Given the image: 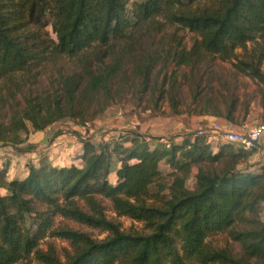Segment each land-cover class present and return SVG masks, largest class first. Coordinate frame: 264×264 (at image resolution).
Wrapping results in <instances>:
<instances>
[{"label":"trees","instance_id":"trees-1","mask_svg":"<svg viewBox=\"0 0 264 264\" xmlns=\"http://www.w3.org/2000/svg\"><path fill=\"white\" fill-rule=\"evenodd\" d=\"M131 2L0 0V81L108 48L133 28L158 25L178 26L196 36L193 51L180 52V66L217 56L264 86L260 64L241 61L237 54L251 42H264V0H143L130 9ZM102 82L94 77L93 89ZM56 110L54 117L49 108L46 117L33 111L0 124L1 146L26 142V121L34 132L55 126L64 118L60 104ZM151 138L134 131L108 142L88 136L71 161L45 158L38 166L30 164L24 179H7L8 171H0V264L32 257L41 264H264V166L240 168L255 151L194 135L181 141L169 137V145ZM191 178L193 189L187 186ZM102 199L117 217L142 223L150 233L123 232L108 219ZM57 218L109 236L94 240L56 226ZM220 233L240 243L246 261L206 242ZM46 238L69 242L73 252L63 261L53 247L40 250Z\"/></svg>","mask_w":264,"mask_h":264},{"label":"rangeland","instance_id":"rangeland-1","mask_svg":"<svg viewBox=\"0 0 264 264\" xmlns=\"http://www.w3.org/2000/svg\"><path fill=\"white\" fill-rule=\"evenodd\" d=\"M136 1L143 0H132L130 9ZM48 31L55 38L51 27ZM195 41L194 34L178 26H139L129 30L126 39L108 48H93L80 58H60L9 81H0V124L9 125L14 116L24 118L33 111L46 117L49 108L54 117L59 113L56 107L60 104L64 118L55 126L63 132L62 136L77 138L68 130H78L82 136L97 139L101 134L109 141H116L113 136L118 137L117 133L125 126L139 130L151 124L152 129L160 130L166 138H173L180 133L195 135L199 127L196 120L219 112L222 106L240 103L241 109L245 110L251 102L263 105L264 86L238 73L230 62L206 55L192 66H180V52L193 51ZM237 54L241 61L260 64L264 72L262 40L249 43L247 50L239 49ZM94 77L103 81L97 90L92 86ZM26 123L29 133H23L22 137L28 144L7 147L0 144V171H8L13 161L15 168L25 163L24 151L37 139L32 123ZM148 129L147 132H151V126ZM76 145L78 143L71 140L70 143L62 141L56 149L58 154L69 152L67 155L70 156ZM52 146L50 143L42 149L45 157H55ZM253 165V160L243 161L240 168ZM163 170L167 173L168 168L163 166ZM10 177L8 174L7 179ZM187 186L193 189L195 178H191ZM101 201L108 219L118 224L123 232L150 233L142 223L117 217L111 203ZM80 205L86 210L84 204ZM55 224L88 234L97 241L109 236L99 229L60 218ZM206 242L215 249L228 250L237 259L247 260L240 243L233 241L227 233L213 235ZM50 247L63 261L67 253L73 252L69 242L56 238H46L39 245L43 251ZM20 264L41 263L32 257ZM249 264L256 263L250 260Z\"/></svg>","mask_w":264,"mask_h":264},{"label":"crops","instance_id":"crops-1","mask_svg":"<svg viewBox=\"0 0 264 264\" xmlns=\"http://www.w3.org/2000/svg\"><path fill=\"white\" fill-rule=\"evenodd\" d=\"M240 104V103H239ZM239 104H234V105H230L228 106H222L220 107L219 112L217 113H209L208 115H206L205 117L199 118L196 120V122H198V129L200 127H205V126H210L214 123H219L222 125L223 129L225 131H239L242 124L243 123H260V122H264V103L263 105H261L260 103H256V102H251L247 105V108L245 110H242ZM151 126V132H147L149 131L148 127ZM152 125L148 124L147 126H144L143 129H128L126 126L124 128H122L121 132H118V137H114L116 140H119L121 138L122 135H126L127 131H134L137 132L139 134L145 135L148 139V141H152L151 137H155V138H161V139H167L165 135H162L160 132V130L158 129H152ZM57 128V126H53L45 131H40V132H34L37 136V139L33 142H35V144L33 146H27L28 149L26 151H24V164L22 165H16V168L13 167L15 164L14 161L12 164H10L8 166V174H10V179H24L26 177H28L29 175V165L33 164L35 166H38L41 163V160L48 158L53 162H57V163H64V162H68L73 160L75 157H77V155H79V152L82 149V143H81V139L88 137V136H82L78 130H68L70 131V133H72L73 135H76L77 138L73 137V136H62L63 132H60ZM196 128V129H197ZM127 130V131H123ZM186 130V128H184ZM180 130H181V125H180ZM67 131V132H68ZM163 132V131H162ZM69 133V132H68ZM116 134V133H114ZM68 135V134H67ZM186 134H181L175 136L177 138V141H181L183 139V136H185ZM111 135H109L108 138H110ZM79 137V138H78ZM81 137V138H80ZM103 139L105 141H109L107 139V136H102L101 134L97 137L96 140L99 139ZM112 138V137H111ZM71 142L74 144L77 142L78 145H76L74 151H71L70 156H68L67 154L69 152H64L61 154H58V149H56V145L59 142L62 141H67L70 143ZM112 141V139H111ZM161 141V140H160ZM50 143L53 144V146L51 147V149L55 152H53L55 157H45L42 149L44 147H46L47 145H50ZM226 142H222L221 144H225ZM25 144H28V141L25 142ZM215 144V143H214ZM67 145V144H66ZM254 154L251 156L250 160H253V164L254 165H258L255 166L253 168V170L258 171L260 169V167L264 166V142L261 143L256 149H254ZM51 154V153H50ZM64 156V157H63ZM165 167H167L166 165H163ZM162 166V169H163ZM15 168V169H14ZM168 168V167H167ZM264 207V204L262 206V209ZM262 217L264 220V212L262 213Z\"/></svg>","mask_w":264,"mask_h":264},{"label":"built area","instance_id":"built-area-1","mask_svg":"<svg viewBox=\"0 0 264 264\" xmlns=\"http://www.w3.org/2000/svg\"><path fill=\"white\" fill-rule=\"evenodd\" d=\"M194 137H208L210 142L216 145L226 142L250 152L264 142V122L243 123L239 131H225L221 124L214 123L197 129ZM163 141L169 145L168 139Z\"/></svg>","mask_w":264,"mask_h":264}]
</instances>
